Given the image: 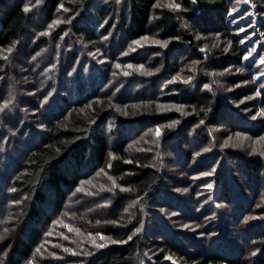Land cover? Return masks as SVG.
I'll use <instances>...</instances> for the list:
<instances>
[{
  "label": "rangeland",
  "instance_id": "374dc122",
  "mask_svg": "<svg viewBox=\"0 0 264 264\" xmlns=\"http://www.w3.org/2000/svg\"><path fill=\"white\" fill-rule=\"evenodd\" d=\"M62 1L63 8L58 7L50 20L39 12L42 0L39 4H36V0H8L0 6V19L10 6H31L27 12L29 25L26 30L29 34L11 52L0 51V64H9L13 73L12 77L0 80V99L3 95V99L9 100V108L5 106L9 110L7 115L16 106L21 112L25 110L29 117L20 127L27 128V134L34 131L38 139L43 138L47 124L45 119L42 121L43 117H39L41 110L35 113L30 105L23 102H39V105H43L48 99L56 100L58 103L54 105L64 109L65 103L62 102L65 99L74 101L76 89L80 97L84 91L80 92L82 87L76 82L64 84V78L67 81L69 78L73 80L83 65H89L94 72L99 69L104 72L98 98L108 99L123 115L151 106H155L160 116L173 115L164 123L150 121L146 128L137 129L134 133L132 130V133L126 134L128 141L120 150L131 159L159 169L165 177L163 187L168 194V197L163 196L157 204L142 205L147 212L144 213L145 218L139 231L133 233V237L141 235L144 238L138 256L139 264H158L159 257L163 258L159 264H173V261L181 264L172 257L166 258L170 256L164 257L165 246L178 244L179 238L182 246H189V243L195 242L193 237H203V229L210 226H214L210 227L211 231L215 230L219 217L226 216L227 209L213 200L220 197L217 181L225 182L228 179L227 168L231 165L228 156L231 158L239 151L245 155H253L259 151V147L264 148V141L254 144L253 141L257 138H252L249 132L244 131L251 128L254 130L264 123V116L257 115L264 109V63L260 62L264 58V9L258 7L253 0H226L230 13L225 14L224 19L229 29L224 31L211 24L202 27V22L208 21L210 17L207 8L202 5L203 0H196L195 4L191 0H175L181 4L180 9L167 7L171 0H156L154 5L164 6L152 8V33L146 36L147 40L121 38L119 26L114 21L113 26L107 30V35L89 42L83 36L74 35L71 28L81 14L89 16L93 9L82 6L83 0ZM106 1L115 4L110 15V18H114L127 10L129 0H92V7ZM71 5L78 7L74 9ZM163 10L175 15L182 33L179 39L164 37L157 29L156 19ZM53 21L58 23L49 28L48 25ZM191 22L198 24V32L192 33ZM105 24L106 22L91 25L90 30L99 33L106 27ZM89 26L87 24L85 27ZM58 30L59 35L56 34ZM43 40L48 42L47 46H44ZM137 40L140 43L134 44L133 41ZM154 41H168V44L164 47ZM233 43L242 53L240 60L230 51ZM24 45L26 47H22ZM24 52L28 55L27 59H20V54ZM163 52L179 62L176 71L171 70L170 65L167 66L163 61ZM136 58H140L141 62H136ZM141 65L142 69L139 67ZM204 85L209 87L205 88ZM89 91H92L90 86L86 87L85 94ZM197 92H207L214 96L223 110L222 122L211 120L201 123L197 120L194 125H189L191 113L185 99ZM4 105L1 107L4 108ZM50 111L47 110V117L55 114L54 108L50 107ZM173 121L177 123L169 127ZM10 122L6 119L0 124L8 127L11 126ZM21 122L22 120L20 124ZM223 124H230L232 129ZM157 127L160 129L159 136L155 134ZM165 131H169L171 135L165 137ZM199 131H203V136L198 135ZM237 133L240 135L237 136ZM260 135L264 136V131ZM3 143L13 149L10 157L16 155L19 161L25 151L20 149L16 154L18 144L10 141V138H6ZM184 143L186 144L181 146ZM113 144L116 143L111 145ZM189 146L194 149V160L190 166L185 163L179 167L182 160L176 157ZM220 150H223L222 154H219ZM113 156L109 152L105 163L74 187L58 219L54 214L51 216L52 227L39 249L32 254V264H86L85 261L97 252L113 245L105 231L106 221L115 215L128 219L138 202L123 201L116 211L112 209L111 201L115 192L127 190L119 178L111 173ZM220 160H224L223 163ZM238 163L239 159L236 158L233 164L235 170ZM197 164L201 167L200 173L192 174L190 168ZM236 173L237 171L234 172ZM175 198H180L183 202L177 204ZM17 199L18 195L14 198V204L8 202L9 206L16 208ZM263 202L264 195L255 209L263 211ZM110 211L112 214H109ZM201 211L205 212L201 219L204 224H200L196 218ZM70 228L74 230L70 231ZM96 232L108 238L105 241L96 238L97 243H106V248L93 247L89 234L94 236ZM154 232L161 234V237H155L157 235ZM206 236L210 238V235ZM20 238L19 236L18 240ZM65 248L70 251L65 252ZM247 264H254L253 260Z\"/></svg>",
  "mask_w": 264,
  "mask_h": 264
},
{
  "label": "trees",
  "instance_id": "16d2710c",
  "mask_svg": "<svg viewBox=\"0 0 264 264\" xmlns=\"http://www.w3.org/2000/svg\"><path fill=\"white\" fill-rule=\"evenodd\" d=\"M7 1L0 0V6ZM91 1L83 0L82 6L89 10L93 9V12L89 16L81 14L76 20L71 28L74 35L95 42L107 35V30L113 26L114 21L117 22V27L119 26L121 38L125 40H136L151 35V15L156 0H129L127 10L114 18H110L115 9L112 1L103 2L97 7H92L94 5ZM253 1L264 9V0ZM61 4L64 5L62 0H42L39 12L50 20ZM202 5L207 8L210 16L208 21L202 22V27L211 24L224 31L229 29L224 19V15L230 13L226 0H203ZM70 7L75 9L78 5ZM7 9L0 19V51L20 46L25 36L29 34L26 30L29 25L27 12H24L18 4ZM105 22L106 27L99 33L90 30L91 25H102ZM87 24L90 26L85 27ZM190 25L192 33L200 30L197 23L191 22ZM156 27L164 37L179 39L182 36L175 15L169 11L163 10L158 13ZM59 33L58 30L56 34ZM43 44L47 46L48 42L43 40ZM230 51L240 60L242 53L237 45L233 43ZM27 56L24 52L19 57L27 59ZM162 58L167 66L170 65L171 70H177L179 62L169 57L168 53L163 52ZM135 61L141 62L140 58H136ZM3 65L4 63L0 64L1 81L13 76L9 64ZM80 68L79 74L73 77V80L69 78L67 81V78H64L63 83L68 85L78 83L82 87L80 92L84 90L83 95L82 97L77 95V89L73 91L75 100L65 99L62 102L65 103L64 109L54 105L58 103L56 100L48 99L43 105H39V102L30 104L27 101L23 102L30 105V109L35 113L41 110V115L38 116L43 117L42 121L45 119L47 124L41 139H38L36 132L31 131L27 134V128L20 127L29 117L25 110L21 112L16 106L13 112L7 115L9 110L5 106L9 108L7 104L9 100L3 99V95L0 99V107L5 104L4 108H0L2 109L0 123L6 119L8 122L13 120L8 127L0 124V235L4 236V239L0 240V260L3 264H27L31 260L32 254L47 238L52 227L51 216L54 214L58 219L74 187L83 178L88 177L87 175L94 173L99 165L105 163L109 152L114 155L110 163L111 173L127 188L126 191L115 192L116 195L111 201L112 209L116 211L123 201L138 200V202L128 219H121L115 215L106 221L105 231L111 241L126 242L113 243L86 260V264H139L138 256L144 238L141 235L133 237V233L141 227L145 218L144 213L147 212L143 210L142 205L148 203L154 205L159 203L163 196L168 197L163 187L165 178L163 173L139 160L129 158L120 149L128 141L126 136L132 133V130L134 133L137 129L146 128L150 121L164 123L173 115L160 116L155 106L141 107L139 111H130L123 115L108 99L98 98L99 89L103 84L102 79L105 77L104 72L101 69L94 72L89 65ZM88 86L92 91L85 94ZM185 103L191 113L190 126L197 120L223 121L222 107L214 96L207 92L188 95ZM50 107L54 108L55 114L47 117V110L50 111ZM20 120H22L21 124ZM224 125L232 129L230 124ZM251 129L244 131L249 132L252 138H257L264 131V123L254 130ZM14 133L17 135H13ZM169 135L170 132L165 131V137ZM198 135L203 136V131H199ZM6 138L18 144L15 149L16 154L20 149L25 151L19 161L16 155L10 157L13 149L8 148L7 143H3ZM112 143L116 144L112 146ZM193 150L190 146L181 150V155L176 157L182 160L179 167L185 163L187 166L192 164ZM258 150L253 155H245L239 151L232 155V159L230 155L228 156L231 161L230 167L227 168L228 179L225 182L217 181L220 197L213 200L227 209L225 218L219 217L217 228L213 231L210 227L214 226L203 229V237H193L195 242H188L192 247L182 246V240L179 238L177 242L179 245L173 243L165 246L164 257L170 256L181 264H247L251 260L254 264H264V210L255 209L264 195V156L260 155L262 151L264 152V148L259 147ZM220 151L219 154H222L223 150ZM236 158L239 159L237 170L233 168ZM223 161L220 160V163ZM190 170L192 174L200 173L201 167L197 164ZM17 195L19 199L16 201L19 203H16V208L10 207L8 202L14 204ZM175 199L177 204L183 202L180 198ZM262 204L261 206H264V202ZM204 213L201 211L196 217L200 224H204L201 220ZM109 214H112V211ZM112 221L116 223H111ZM5 229H7L6 233ZM154 233L157 235L155 237H161V234ZM205 235H210V238ZM19 236L20 240H18ZM129 236H132L133 240H128ZM158 259L159 264L163 258Z\"/></svg>",
  "mask_w": 264,
  "mask_h": 264
},
{
  "label": "snow or ice",
  "instance_id": "6c2138e0",
  "mask_svg": "<svg viewBox=\"0 0 264 264\" xmlns=\"http://www.w3.org/2000/svg\"><path fill=\"white\" fill-rule=\"evenodd\" d=\"M41 2V0H36V4H39ZM191 2L193 4L196 3V0H191ZM164 5H153V7H162ZM30 5H25L24 8H23V11L24 12H28L30 10ZM59 8H63V5H59L58 6ZM167 7L169 8H172V9H180L181 8V4L179 3H176L175 0H171L170 3L167 4ZM65 11H67V9H64ZM55 23H58V21H53L52 24H49L48 27L51 28L53 26V24ZM42 34H47V33H42ZM148 37H141L140 40H147ZM134 44H139L140 41L137 40V41H133ZM154 43H157V44H160L161 46H164L166 47L167 44H168V41H154ZM6 51L8 52H11L12 51V48L9 47L8 49H6ZM225 51H227V48H225ZM5 59H7V57H5ZM261 63H264V58H262V60L260 61ZM129 67H131V65H129ZM141 69L143 68V66H139ZM227 71V70H225ZM237 71H241V69H237ZM175 79V78H174ZM189 80L191 79V77L188 78ZM188 81H185V83H187ZM205 88L209 87L208 85H204ZM46 99V98H45ZM2 110V109H0ZM257 115H262L264 116V109L260 110V112L257 113ZM253 119H255V117H253ZM175 123H177L176 121H173L171 125H169V127H171L172 125H174ZM201 123H203V121H201ZM156 136H159L160 135V129L159 127H157L156 129V132H155ZM240 134L237 133V136H239ZM260 141H264V136H260V137H257V139L255 141H253V143H257V142H260ZM260 155L264 156V152H261ZM127 162H130V161H127ZM202 175H210V173H202ZM115 186V185H114ZM208 187H211V185H208ZM79 190V189H78ZM184 191H187V189H184ZM16 203H19V201H16ZM125 211H127V209H125ZM247 219V218H246ZM111 223H116V221H112ZM67 227V225H66ZM70 231H73L74 229H69ZM137 231H139V229H137ZM7 232V229H5V233ZM96 238H99L100 241H105L106 239H108L107 237H105L103 234H101L100 232H96L95 235L93 236L91 233L89 234V240L90 242L92 243L93 247L96 248V249H103V248H106L108 245L106 243H97L96 241ZM4 239V236L3 235H0V240H3ZM132 239V236H129L128 237V240H131ZM126 241H110V243H125ZM65 252H68L70 251L69 249L65 248L64 249ZM73 255H76V253H72ZM86 255H92V253H85ZM255 253H252V255H254ZM55 255V254H53ZM167 259H171V257H166ZM0 264H3V261L0 260ZM27 264H32V261L29 260L27 262ZM173 264H175V261H173Z\"/></svg>",
  "mask_w": 264,
  "mask_h": 264
}]
</instances>
